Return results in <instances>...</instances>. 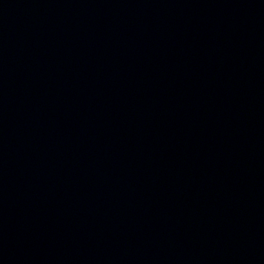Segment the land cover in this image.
Instances as JSON below:
<instances>
[{"label":"water","instance_id":"1","mask_svg":"<svg viewBox=\"0 0 264 264\" xmlns=\"http://www.w3.org/2000/svg\"><path fill=\"white\" fill-rule=\"evenodd\" d=\"M0 264H264V0H0Z\"/></svg>","mask_w":264,"mask_h":264}]
</instances>
